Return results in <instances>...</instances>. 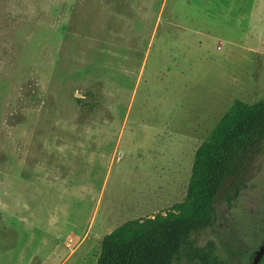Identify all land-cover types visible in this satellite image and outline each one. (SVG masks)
Segmentation results:
<instances>
[{"label": "rangeland", "instance_id": "rangeland-1", "mask_svg": "<svg viewBox=\"0 0 264 264\" xmlns=\"http://www.w3.org/2000/svg\"><path fill=\"white\" fill-rule=\"evenodd\" d=\"M262 100L264 0H0V264H96L103 237L184 202L234 102ZM192 240L251 264L263 156Z\"/></svg>", "mask_w": 264, "mask_h": 264}, {"label": "trees", "instance_id": "trees-1", "mask_svg": "<svg viewBox=\"0 0 264 264\" xmlns=\"http://www.w3.org/2000/svg\"><path fill=\"white\" fill-rule=\"evenodd\" d=\"M261 156L264 100L236 101L196 152L184 202L164 216L127 222L103 237L96 264H225L214 245L198 248L192 239L212 227L219 201L230 206L247 188Z\"/></svg>", "mask_w": 264, "mask_h": 264}, {"label": "water", "instance_id": "water-1", "mask_svg": "<svg viewBox=\"0 0 264 264\" xmlns=\"http://www.w3.org/2000/svg\"><path fill=\"white\" fill-rule=\"evenodd\" d=\"M264 256V241L261 243V245L258 247V249L255 251L251 264H259L261 259Z\"/></svg>", "mask_w": 264, "mask_h": 264}]
</instances>
